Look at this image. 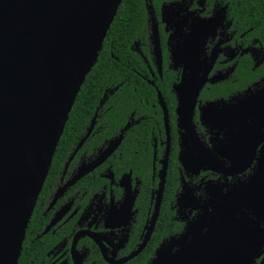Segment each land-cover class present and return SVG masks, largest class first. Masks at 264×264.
<instances>
[{"label":"flooded vegetation","instance_id":"af4514ba","mask_svg":"<svg viewBox=\"0 0 264 264\" xmlns=\"http://www.w3.org/2000/svg\"><path fill=\"white\" fill-rule=\"evenodd\" d=\"M246 1L254 7L246 14L224 0L165 2L159 18L149 10L148 42L132 44L144 67L132 69L136 98H121L130 106L123 122L98 124L105 92L37 197L30 220L31 242L45 246L40 264H149L250 180L263 160L264 0ZM200 24L206 35L190 43ZM263 257L262 247L252 264Z\"/></svg>","mask_w":264,"mask_h":264},{"label":"water","instance_id":"95a60500","mask_svg":"<svg viewBox=\"0 0 264 264\" xmlns=\"http://www.w3.org/2000/svg\"><path fill=\"white\" fill-rule=\"evenodd\" d=\"M121 1L0 0V264H18L69 112ZM205 27H195L189 42L197 44ZM152 28L161 63L154 21ZM261 155L246 184L164 243L149 264H252L264 249V147ZM213 163L220 170L221 161L213 156ZM245 206L248 213L236 216Z\"/></svg>","mask_w":264,"mask_h":264},{"label":"trees","instance_id":"16d2710c","mask_svg":"<svg viewBox=\"0 0 264 264\" xmlns=\"http://www.w3.org/2000/svg\"><path fill=\"white\" fill-rule=\"evenodd\" d=\"M172 1L175 0L121 1L97 58L90 72L86 75L69 112L42 190L45 189L44 186L47 185L59 159L71 149L75 138L83 135L95 109L100 107L105 92L108 99L104 102V106L98 110V124L107 122L109 127L110 125L117 126L120 122H123L125 114L130 109L127 101H133L136 98L132 97L133 87L131 84L135 78L132 69H136V65L143 66L140 57L133 51L132 44L134 41H138L139 46L144 48V45L148 42L149 10L155 12L159 18L162 4ZM224 1L229 2V9L238 10L240 14H246L254 9L253 6H246V0ZM232 2L236 4L233 7L230 6ZM123 79V87L116 89L118 83ZM139 88L148 89V86H143V83L139 82ZM122 97L127 101L122 103ZM107 107H110V109L106 110ZM32 221L33 218H31L26 230L18 264H40L44 253L45 246H41L37 241L31 242V235L34 233H31Z\"/></svg>","mask_w":264,"mask_h":264}]
</instances>
